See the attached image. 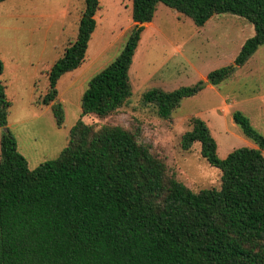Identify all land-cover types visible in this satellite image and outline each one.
Listing matches in <instances>:
<instances>
[{
    "label": "trees",
    "instance_id": "1",
    "mask_svg": "<svg viewBox=\"0 0 264 264\" xmlns=\"http://www.w3.org/2000/svg\"><path fill=\"white\" fill-rule=\"evenodd\" d=\"M159 3L198 27L222 13L252 24L254 33L233 64L207 73L211 85L227 79L264 44V0H132L134 25L120 54L89 80L67 145L33 169L7 126L9 102L0 82V264H264V135L242 111L234 110L232 120L256 147L235 148L224 158L206 122L189 119L179 149L198 142L200 155L220 170L218 188L198 191L168 174L165 162L138 140V127L95 128L81 119L106 117L129 101L135 49ZM98 8L99 0H83L75 39L46 71L40 103L50 105L58 127L65 114L57 82L84 61ZM3 70L0 59V75ZM201 82L152 87L141 100L166 119Z\"/></svg>",
    "mask_w": 264,
    "mask_h": 264
},
{
    "label": "rangeland",
    "instance_id": "2",
    "mask_svg": "<svg viewBox=\"0 0 264 264\" xmlns=\"http://www.w3.org/2000/svg\"><path fill=\"white\" fill-rule=\"evenodd\" d=\"M131 5L132 0H99L84 61L57 82L65 114L58 127L50 105L40 103V95L47 89L46 71L75 39L83 0L0 2V59L6 67L0 82L9 102L7 126L30 169L56 158L67 145L69 130L80 118V98L89 80L124 47L134 25ZM144 26L129 69V101L106 117L88 114L81 119L95 128L103 124L130 130L138 127V140L165 162L169 175L194 191L218 188L220 170L200 155L199 143L182 151L179 139L190 128L189 119L198 116L208 125L220 158L241 146L256 147L234 123L232 112L242 111L264 135V44L223 82L208 83L195 95L183 98L165 119L141 100L142 93L152 87L172 90L207 81L209 71L233 64L254 29L247 20L230 13L215 14L198 27L162 3L157 4L153 21Z\"/></svg>",
    "mask_w": 264,
    "mask_h": 264
},
{
    "label": "water",
    "instance_id": "3",
    "mask_svg": "<svg viewBox=\"0 0 264 264\" xmlns=\"http://www.w3.org/2000/svg\"><path fill=\"white\" fill-rule=\"evenodd\" d=\"M208 84V81H202L199 85L203 87L204 85Z\"/></svg>",
    "mask_w": 264,
    "mask_h": 264
},
{
    "label": "crops",
    "instance_id": "4",
    "mask_svg": "<svg viewBox=\"0 0 264 264\" xmlns=\"http://www.w3.org/2000/svg\"><path fill=\"white\" fill-rule=\"evenodd\" d=\"M243 42H244V41H243ZM241 45H242V44H241ZM3 65H4V70H5V69H6V67H5L4 61H3ZM4 70H3V71H4ZM2 74H3V73H2ZM0 76H1V75H0Z\"/></svg>",
    "mask_w": 264,
    "mask_h": 264
}]
</instances>
